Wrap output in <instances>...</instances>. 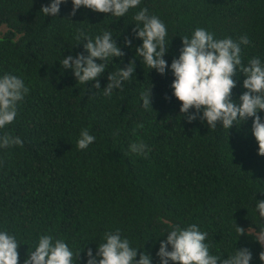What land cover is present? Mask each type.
I'll return each mask as SVG.
<instances>
[{
	"label": "trees",
	"instance_id": "trees-1",
	"mask_svg": "<svg viewBox=\"0 0 264 264\" xmlns=\"http://www.w3.org/2000/svg\"><path fill=\"white\" fill-rule=\"evenodd\" d=\"M50 2L0 0V77L16 75L29 88L14 122L6 126L24 146L0 149V231L14 234L21 244L20 264L42 235L63 239L75 264L76 253L84 248V258L92 248L95 254L104 233L117 229L132 247L141 248L137 259L146 251L152 264H159L156 253L167 232L173 225L192 224L207 232L211 254L226 259L246 247L250 264H264L253 231L264 227L255 208L264 200V156L258 155L252 118L230 129H212L199 119L188 123L172 94L170 68L164 75L150 70L135 53L142 41L133 38V16L147 7L166 25L169 66L179 56L181 37L191 38L198 27L215 39L238 41L246 35L251 43L241 45L243 62L252 57L264 62V0H141L123 17L85 7L72 16V0L60 5L57 17L45 16L41 6ZM105 31L112 32L125 56L104 61L97 90L95 81L77 82L60 61L88 55L87 41L76 39L79 32L94 40ZM125 38L132 39L131 47ZM134 57L131 79L105 96L108 74ZM244 78L234 77L236 103L246 91ZM150 89L151 107L145 109L140 94ZM258 114L264 120V111ZM140 124L143 128L136 127ZM85 128L96 139L78 150ZM137 140L151 149L147 158L130 151ZM236 224L249 228L247 235L238 237Z\"/></svg>",
	"mask_w": 264,
	"mask_h": 264
},
{
	"label": "clouds",
	"instance_id": "clouds-1",
	"mask_svg": "<svg viewBox=\"0 0 264 264\" xmlns=\"http://www.w3.org/2000/svg\"><path fill=\"white\" fill-rule=\"evenodd\" d=\"M65 2L66 0H51L50 4L41 6L40 12L45 16L57 17L60 5ZM140 4L141 0H72L70 15L75 16L78 9L85 7L93 12L123 17ZM133 20L136 22L133 38L142 41L135 48L136 56L142 58L150 70L155 69L161 75L170 68L174 76L172 94L181 102V116L188 123L199 119L212 129L218 125L230 129L237 121L241 124L252 118L251 131L258 144V155L264 156V120L258 114L264 111V62L259 57H252L247 64L243 62L241 45H250L249 38L245 35L238 41L231 37L215 39L214 33L198 27L191 38L181 37L179 56L174 57L169 66L164 59L170 46L166 40L167 28L164 22L158 16L151 15L147 7L140 8ZM82 38L87 41L84 49L88 55H68L60 63L63 69L72 70L77 82L87 84L95 81L92 86L98 90L101 86L97 78L106 69L104 61L109 58L122 60L125 53L117 45L111 31L97 35L94 40L79 32L76 39ZM125 46H132L131 38H125ZM135 57L126 67L108 74V83L103 89L105 96L110 97L114 89L122 90L123 83L131 79L135 72ZM238 73L245 77L242 86L246 91L240 95L239 103H236L232 99V90L237 86L234 77L239 76ZM28 92L29 88L22 78L10 73L0 77V149L24 146L23 139L7 131L6 126L14 122L19 103ZM151 95V89L140 94L145 109L151 107ZM136 127L143 128V124ZM95 139L87 128L82 129L76 147L78 150H85ZM129 147L132 153L144 158L151 151L143 140H137ZM255 208L259 217L264 220V200L257 201ZM236 231L240 237L247 235L249 228L246 232L236 224ZM253 231L255 241L264 249V227ZM206 237L207 232H202L195 224L186 228L173 225L167 232L166 239L160 241L156 253L159 264H250L253 259L252 252L246 247L236 248L234 254L228 255L226 259L219 254L213 255L209 245L205 243ZM103 240L98 244L95 254L92 248H87L84 258L80 256L85 251L84 248L76 253L75 264L85 258V264H152L151 256L146 251H139L137 259L141 248L132 247L127 238H122L119 229L114 232L106 231ZM20 246L14 234L6 230L0 231V264H20ZM259 260L264 262V250L259 253ZM23 264H74V253L63 239L42 235L37 246L27 252Z\"/></svg>",
	"mask_w": 264,
	"mask_h": 264
},
{
	"label": "rangeland",
	"instance_id": "rangeland-1",
	"mask_svg": "<svg viewBox=\"0 0 264 264\" xmlns=\"http://www.w3.org/2000/svg\"><path fill=\"white\" fill-rule=\"evenodd\" d=\"M3 30H4V28H3V27H1V28H0V31H3Z\"/></svg>",
	"mask_w": 264,
	"mask_h": 264
}]
</instances>
